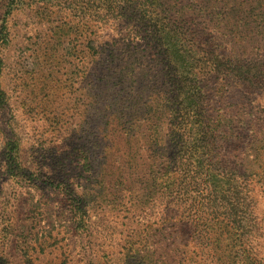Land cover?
<instances>
[{"label": "rangeland", "instance_id": "1", "mask_svg": "<svg viewBox=\"0 0 264 264\" xmlns=\"http://www.w3.org/2000/svg\"><path fill=\"white\" fill-rule=\"evenodd\" d=\"M150 2L183 20L175 42L200 59L256 61L254 91L204 81L237 217L206 232L181 220L193 197L216 195L203 175L170 174L185 168L183 141L169 133L163 49L144 29L103 21L95 0H0V264H264V0Z\"/></svg>", "mask_w": 264, "mask_h": 264}, {"label": "trees", "instance_id": "2", "mask_svg": "<svg viewBox=\"0 0 264 264\" xmlns=\"http://www.w3.org/2000/svg\"><path fill=\"white\" fill-rule=\"evenodd\" d=\"M6 1L8 4L9 1L11 2V0ZM95 1L97 4H95L96 9L93 12L97 17L105 22H126L136 25V33L144 29L151 36L154 45L163 49L162 65L166 82L170 87L167 106L169 109V133L172 138L183 141V155L180 158L184 161L182 166H185V168L177 167L176 171H172L170 174L179 176L181 171L187 170L190 180H194V177L198 178V175H203L208 180L207 194L216 195L212 199L208 196L202 204H198L200 197H193L191 201L195 212L192 215L195 217L191 215V210H185L182 213L185 221L181 219L183 224L187 229H192L190 230L192 232L194 230L206 232V230L212 229L208 224L202 227L206 221L215 222L219 218L222 220L230 216L236 218L239 210L233 208L227 210L228 206L223 204L228 196L224 192L232 195H235V192L233 189L227 190L228 180L225 179L224 174H219L225 165L221 152L225 122L221 118V114L212 116L206 114V107L203 103L206 101V93L208 92L204 81L210 76H214L220 80L231 82L234 86L254 91L258 82L255 72L256 61L253 65L250 60H242L240 54L236 55L235 52L231 54L227 51L224 53L220 49L217 54H213L209 50L204 53L203 59H200L197 52L193 54L196 51L194 45L186 42H182L184 45L175 42L177 39L176 29L184 28L181 25L183 20L163 13V10L159 12L156 4L150 0ZM8 13L9 10L3 12L4 15ZM5 39L6 32L4 26L1 27L0 24V47L6 41ZM171 42L177 44L175 53L178 56L174 55L169 58L171 53L167 55V52L172 51L169 49L173 47ZM216 47L218 48V45ZM181 54L185 56L181 57ZM191 128L193 132L189 131ZM188 140H190L191 145H187ZM190 151H197L196 155H198L197 161L200 167H195L194 170L188 169L186 165L190 158L188 156ZM177 196L180 199H185L188 195H186L185 190H181L172 199L177 198ZM245 201L243 199V202Z\"/></svg>", "mask_w": 264, "mask_h": 264}]
</instances>
